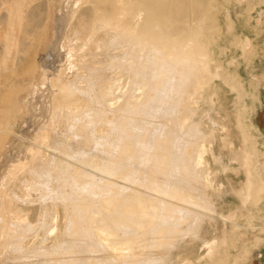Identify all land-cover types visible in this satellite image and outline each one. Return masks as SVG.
I'll return each instance as SVG.
<instances>
[{
  "label": "bare ground",
  "instance_id": "obj_1",
  "mask_svg": "<svg viewBox=\"0 0 264 264\" xmlns=\"http://www.w3.org/2000/svg\"><path fill=\"white\" fill-rule=\"evenodd\" d=\"M82 1H63L54 41L47 46L48 57L41 65L43 81L49 84L47 72L60 75L59 62L69 63L76 70L74 80L68 77L74 76L69 70L65 73L69 81L65 82V77L61 82H65L63 86L70 84L66 91L80 94L82 90L92 92L91 87L96 83L90 81L89 75L82 74V64L75 67L74 52L61 47L76 23L75 8ZM117 1L119 9L125 7L118 15L121 21L126 19L125 33L121 36L126 39L122 45H126L122 49L117 45V51V48L106 49V56H111L105 59L116 60L113 67H122L124 71L115 78L106 75L111 80L104 91L107 95L96 94L94 88L90 94L98 97L91 96L84 109L75 110L76 115L71 108L69 112V106L60 112L55 110L58 116L64 114L60 115L62 118L53 115L57 117L53 121L60 118L65 122L63 133L57 132L59 128L53 122L51 135L46 134L48 126L44 122L45 126L37 125L33 111L23 126L13 125L9 145L25 143L29 148L35 144L36 148L31 159H17L0 175V264H166L167 242L175 236L184 211L209 212L208 206L198 202L200 198L206 199L202 190L207 186V173L204 174L207 171H197L206 162L202 141L205 134L193 118L195 89L208 71L224 79L228 75L201 61L202 57L210 61L204 43L212 25L209 3L207 0ZM124 15L127 17L123 18ZM39 21L28 14L23 36L35 34L41 26ZM21 44L16 65L20 60L23 63L26 57L23 54L29 52L28 44L23 40ZM115 53L120 57H113ZM53 56L58 60L55 65L50 62ZM82 76L86 77L84 83ZM53 81L48 86L56 82ZM32 82L31 78L29 85ZM238 88L240 94L236 97L246 96L241 85ZM3 96L0 98L8 95ZM13 96L18 94L14 92ZM44 98L41 97L40 103L45 102ZM94 101L100 105L93 104ZM102 104L105 105L101 107ZM43 110L42 117L48 112ZM248 137L250 141L252 137ZM6 143L0 141V159L6 154ZM17 151L11 154L15 157ZM242 155L246 172L252 173L246 184L248 195L256 197L263 180L252 168L257 163L255 144ZM42 233L46 236H40L45 238L40 241L46 245L35 246ZM203 246L208 249V255L214 254V239L205 240ZM39 247H51L55 253L50 256V250L45 249L43 258H35L40 253ZM190 262L191 259H186V264Z\"/></svg>",
  "mask_w": 264,
  "mask_h": 264
},
{
  "label": "rangeland",
  "instance_id": "obj_2",
  "mask_svg": "<svg viewBox=\"0 0 264 264\" xmlns=\"http://www.w3.org/2000/svg\"><path fill=\"white\" fill-rule=\"evenodd\" d=\"M63 1L62 7L60 0L55 1V12H58L61 7L62 13ZM207 1L211 10L210 22L212 25L209 34L204 38V43L210 61H206L204 57L201 61L203 64L210 63L211 68L218 67L229 77L226 76L225 79L223 76L215 77L208 71L205 79L201 82L199 79L196 83L195 89L196 102H194L195 115L193 118L199 122L205 134L202 136V141L205 143L203 159L206 162L197 171H207H204V174L207 173L205 182L207 186L202 190L206 194V199L200 198L198 202L208 206L209 212L184 211L179 228L174 234L175 236L167 242L169 255L166 264H186V259H191L190 264H248L262 252L261 249L264 246V130L258 129L256 117H254L260 80L258 74L263 67V61L259 62L258 60L264 58V0ZM33 2L34 0H0V97H4L3 94L9 96L0 98V104H2L0 105V129H2L0 130V136L2 137H0V141H7L5 147L7 152L5 150L6 154H3L0 159V175L2 176L10 163L17 159H31L30 155L36 148L35 144H32L31 148H28L25 143H17L16 148L11 144L9 145L13 125L23 126L29 119L30 111H33L34 122H37L36 124L39 126H43L44 123H46L45 127L48 126L49 130L45 129V131L47 130L46 134L51 135L50 127L53 122L59 128L57 132L63 133L65 122L60 119L62 118L60 115L64 114L58 116V114H55L56 111H63V107L69 106V112L73 109L76 115L77 110L85 108L86 101L89 104L91 96L98 97V95L96 97V95L90 94L94 93V88L96 94L107 95L104 91L108 88L107 84L110 79L108 80L106 75L115 78L116 74H122L124 71L122 67H113V63L114 66L117 65L116 60L111 61V63L105 59V57L111 56L110 54L106 56V49L112 48V50H115L117 45L122 49L126 45V43L124 46L122 45L126 39L123 40V37H121L125 33L126 19L121 21L119 18L121 15H118V12L125 9V7L119 9L120 5H117V0H83L80 2L76 6L77 9L75 8L78 13L76 23L68 31L65 41L62 43L61 48L63 50L67 49L74 52L72 62L75 67L82 64V74L89 75L90 81H95V87H91L92 92L87 93L86 90H82L83 93L80 94L81 92L66 91L65 88L69 87L70 84L66 83V86H63V84L68 82L70 78L74 80L76 70L75 68V71L71 69L72 66L69 63H61L62 61L59 62L62 66L60 75L56 73L57 76L55 74V77L52 75V71L47 72L48 75L50 74L49 79L51 81L55 80L56 82H53L57 84L54 83L52 86H48L51 81L49 84L44 81L39 82L38 67L48 57L47 45H51L54 41L50 22L39 31L35 40L27 46L30 53L26 51L28 54L24 55L26 54L24 53L23 56L33 55L31 58L23 57V63L20 60L17 65H13L10 61L3 63L5 37L15 28L13 54L16 57L17 46L19 45H16V39L19 37L18 28L20 27L19 12L29 8ZM16 12L17 14L13 18ZM126 17L127 15L123 16V18ZM117 50L118 48L115 51ZM115 56L120 57L116 53L113 57ZM51 58L50 62L52 64L58 63L57 56ZM25 59H28L30 63L26 62ZM89 65H92V68ZM69 70L72 71L74 76L70 74L68 76L70 78H67L65 73ZM30 77L33 79L31 85H29ZM65 77L66 81L61 82ZM82 77L81 81L84 83L86 77ZM225 80H227L226 82L231 80L233 85L229 82L227 84ZM240 85L243 88L242 92L246 95H243V98L240 95V98L236 97L240 94L238 88ZM233 86H236V89ZM47 87L49 88L47 89ZM6 92L12 93L5 94ZM14 92L18 96H13ZM44 96L46 103H40L41 97ZM14 97H18V99L13 101ZM84 99L87 100L83 102ZM95 103L100 105L99 101H94L93 104ZM103 105L105 104H102L101 107ZM43 109L46 112L48 111L44 117L41 116ZM239 111L242 113L239 114ZM53 115L60 117L59 120L55 121L57 117L53 118ZM53 119L55 120L53 121ZM85 123H88V121ZM95 123L93 125H98ZM90 127L95 128L97 126ZM5 129H7V132ZM35 136L37 137V135ZM247 136H249L248 138L252 137L249 139L250 141L247 140ZM253 144L257 149V163L252 168L256 170V174L263 180V183L258 195L249 197V188L246 184L252 173L246 172L247 166L244 160L245 166H243L241 157L244 155V153L242 155V152L249 151ZM23 148L25 150L27 148V151H24ZM245 148L247 149L245 150ZM11 149H14L13 151L18 150L15 157L11 154L13 151H8ZM240 190H243V192ZM43 234L46 233L39 234L35 246L46 245V242L41 243L40 241L45 239L46 235ZM209 239H214V242H216V250L213 255H208V249L203 246V242ZM39 249L40 253L34 255L35 258H43L42 254L46 253L44 252L45 249L50 250V256L55 253V250L52 251L53 253L51 252V247H39Z\"/></svg>",
  "mask_w": 264,
  "mask_h": 264
},
{
  "label": "crops",
  "instance_id": "obj_3",
  "mask_svg": "<svg viewBox=\"0 0 264 264\" xmlns=\"http://www.w3.org/2000/svg\"><path fill=\"white\" fill-rule=\"evenodd\" d=\"M56 0H34L33 4L27 8L24 9L22 12H19V21H20V27L18 28L19 30V37L16 39V45L17 46V54L16 57L13 54V47L15 45V28L12 29V32H9L7 34V37H5L4 41V53L2 55V61L3 63H6L7 61H10L13 65H16L17 57L20 51L21 47V41L23 40L24 44H28V46L35 40L36 36L39 34V31H41L45 26H47L50 22V25L52 24V31H53V37L55 35V24L59 20H61V7H62V0L61 2V7L58 12H55V3ZM77 13V12H76ZM17 12L13 15L15 18ZM28 14H31L33 17V20L35 19L38 21L40 20L39 24L41 25L37 30L35 34H25L23 36V29L24 25L26 23V16ZM48 23V24H47ZM48 46V45H47ZM47 49V48H46ZM263 58V57H262ZM47 60V59H46ZM41 62L40 66L38 67V77L40 78V83L43 81V71L41 68L42 63ZM263 61V67L261 72L258 74V77L260 78L259 80V85H258V100H257V106H256V125L258 126V129L264 130V58L263 60H258ZM262 252L259 253L261 256L259 257V254L254 257L248 264H264V246L262 247Z\"/></svg>",
  "mask_w": 264,
  "mask_h": 264
},
{
  "label": "built area",
  "instance_id": "obj_4",
  "mask_svg": "<svg viewBox=\"0 0 264 264\" xmlns=\"http://www.w3.org/2000/svg\"><path fill=\"white\" fill-rule=\"evenodd\" d=\"M261 256V254H259V257Z\"/></svg>",
  "mask_w": 264,
  "mask_h": 264
}]
</instances>
